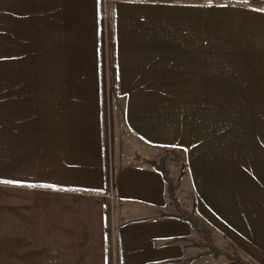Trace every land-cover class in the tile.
<instances>
[{"label": "crops", "instance_id": "0c3cea01", "mask_svg": "<svg viewBox=\"0 0 264 264\" xmlns=\"http://www.w3.org/2000/svg\"><path fill=\"white\" fill-rule=\"evenodd\" d=\"M109 5L113 91L145 162L118 168L106 156L102 0H0V264H230L173 215L149 163L158 148L183 153L175 194L215 245L264 264V0ZM26 56L53 65L46 89L11 88L27 80L11 72Z\"/></svg>", "mask_w": 264, "mask_h": 264}, {"label": "rangeland", "instance_id": "374dc122", "mask_svg": "<svg viewBox=\"0 0 264 264\" xmlns=\"http://www.w3.org/2000/svg\"><path fill=\"white\" fill-rule=\"evenodd\" d=\"M108 7H109V13H110L109 4L107 5V7H105V9L108 10ZM110 21L111 19H109V23H107L105 26L106 38L108 36V41H102L103 46H104L103 48L104 58L102 60L103 62H102V75L101 76H102V83L104 84L103 87L108 88L106 92L104 93V124L106 128V156H107V159L110 165L112 166L113 165L112 163L115 162L116 168H118L120 166L125 167L127 165H133V164L145 163V162L143 161L142 155L139 151L140 144L137 143L138 139L129 129L124 119L125 98L116 95L113 91L114 84L112 80L113 79L112 73H113V64H114V52L112 50V41H109L110 39L109 29H110V24H111ZM30 50L31 52H33V49H30ZM12 54L14 55L13 52ZM23 60H24L23 63L22 62L21 63L12 62L11 72L12 74H16L17 76L20 75V77L23 73H26L25 76L27 77V80L24 85L22 84L23 80L21 79L19 81L12 82L11 88L16 89L15 90L16 92H19L18 89L22 87L23 88H37L38 90L46 89L49 86L48 85L49 82L47 81L48 84L45 85L44 84L46 81L45 79L50 77V73L53 69V65L51 63H41L40 61L36 62L35 61L36 59L34 58V56L23 57ZM29 92L30 91H28V95L26 96L28 98V101L30 100V96L34 95V92H31V93ZM43 95H46V93H44ZM37 96L43 97L41 93H39V95ZM180 98L183 99L182 103H185V101L188 98L192 99V103L194 102V97H180ZM202 98H203V104H205L206 102H210L211 97H202ZM237 98L239 97H235V102H238ZM227 100H228V97L226 96L218 97L217 101L221 109H225V106L228 102ZM210 105L211 104L208 103L204 107L210 108ZM169 151L170 150H167L165 148L156 149L155 154H158L159 157H157V159H152V160H155L157 165H162L168 169L169 175L173 179L174 185L178 187V183L180 179L182 178L181 176L182 172L179 176H178V173H173L174 175L173 176L170 169L173 167H176L175 166L176 164L179 166V163H180L179 160H181V158L179 157H183V156L181 155L182 152H179L176 149H175L176 151L175 156L172 154H169L170 153ZM167 153H168V156H167ZM170 157H172L171 162H174V164L173 163L171 165L168 164L169 162L168 159ZM179 169L180 167H176L177 172L179 171ZM183 173H185V168H184ZM108 208H109L110 213H113V211L115 210V206L111 205L110 202L108 203ZM200 236H201V239H199L198 242L201 245L200 248L203 249V250L201 249L202 252H205L208 248L202 245L204 244V240H205L202 232L200 233ZM212 241H213V238H212ZM233 250L235 249L230 247V249H226L225 251L232 252Z\"/></svg>", "mask_w": 264, "mask_h": 264}, {"label": "trees", "instance_id": "16d2710c", "mask_svg": "<svg viewBox=\"0 0 264 264\" xmlns=\"http://www.w3.org/2000/svg\"><path fill=\"white\" fill-rule=\"evenodd\" d=\"M111 16V14H110ZM111 19V17H110ZM113 84L114 87L117 84V76H116V68L114 67L113 69ZM150 165H152L155 169H157L158 171H160V173L162 174L166 184H167V191H168V197L171 199V201L173 202V204L176 207V212L173 214L174 216L178 217V218H182L186 221H188L196 230H199L203 233L204 235V246H206L208 249L204 252L206 254H213L214 256H225L230 264H256L254 261L245 259L244 257H242V255L237 251V250H233L232 252H228L225 251L221 248H219L217 245H215V243L212 241V237H211V231L209 229V227L207 226V224L200 219V217L198 216V214L196 213L195 210H187L185 208H183L180 205L179 199L177 198L175 191L177 186L174 185L173 183V179L170 177L169 175V171L167 168H165L162 165H157L155 160H152L149 162ZM183 174V172H182Z\"/></svg>", "mask_w": 264, "mask_h": 264}, {"label": "built area", "instance_id": "2783aa9c", "mask_svg": "<svg viewBox=\"0 0 264 264\" xmlns=\"http://www.w3.org/2000/svg\"><path fill=\"white\" fill-rule=\"evenodd\" d=\"M108 4H109V0H102L101 14L105 26L107 23H109V19H110L109 7L108 10L105 9V7H107ZM108 200L110 204L113 205L114 194L112 190H110V192L108 193Z\"/></svg>", "mask_w": 264, "mask_h": 264}]
</instances>
